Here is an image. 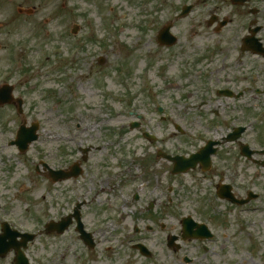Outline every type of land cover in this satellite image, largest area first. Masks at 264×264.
Listing matches in <instances>:
<instances>
[{"label": "rangeland", "instance_id": "374dc122", "mask_svg": "<svg viewBox=\"0 0 264 264\" xmlns=\"http://www.w3.org/2000/svg\"><path fill=\"white\" fill-rule=\"evenodd\" d=\"M161 1L165 6L156 19L142 11L147 2L151 12L155 0H0V82L14 86L24 112L20 117L16 108L0 107V217L15 220L17 230L21 225L24 231H42L85 201L81 217L88 228H105L111 237L117 232L118 238L133 235L160 260L166 237L179 236L182 217L191 216L213 231L210 252L226 255L229 264L236 258L264 264L247 235L259 233L264 250V223L238 234L231 213L217 217L225 225L211 221L202 214L207 212L206 196L194 187L196 173L173 177L167 174L168 164L155 157L157 149L186 151L192 112L187 110L185 64L214 40L192 37L187 19L174 20L185 0L176 5H171L176 0ZM19 8L32 12L20 15ZM167 24L174 27L178 42L161 47L156 35ZM208 116L201 126L213 118ZM23 122L26 127L38 122L39 131L37 141L19 154L5 144ZM132 124L138 127L131 129ZM79 150L88 153L77 179L55 184L46 179L39 161L65 170L79 164ZM256 159L264 163V155ZM245 168L236 166L242 174ZM248 176L244 181L262 194L253 205L264 210V167L252 166ZM149 202L155 205L148 211ZM254 219L264 222V212ZM153 221L163 229L146 232ZM133 227L139 229L137 235ZM100 242V248L110 247L106 253L98 248L91 253L97 260L91 264H102L107 257L117 264H145L115 240ZM190 250L200 252L195 244L184 249ZM30 251L41 264H80L90 258L72 229L60 237H37ZM10 263V258L0 260Z\"/></svg>", "mask_w": 264, "mask_h": 264}, {"label": "flooded vegetation", "instance_id": "af4514ba", "mask_svg": "<svg viewBox=\"0 0 264 264\" xmlns=\"http://www.w3.org/2000/svg\"><path fill=\"white\" fill-rule=\"evenodd\" d=\"M155 2L151 12H148L151 8L149 3H143L142 11L154 15L157 19L165 4L161 0ZM176 4H180L178 0L171 5ZM173 16L174 20H188L189 34L192 37H212L214 40H210L212 43L200 52L194 49V52L199 54L191 60L188 59L185 64L187 110L198 118L191 116L189 119L188 131L185 133L186 151L169 153L157 150L155 157L168 164L169 175H172V171L177 167L175 162L167 160L168 156L191 158L195 167L186 174L196 173L198 179L192 181H197L194 187L206 196L207 212L202 214L211 221L218 219L220 224L225 225L226 221L221 218H224L226 213H231L232 223L239 228L237 233L241 234L256 222L264 223L256 219L251 220L254 214L264 212L261 206L253 205L261 199L262 194L253 184L246 183L243 179L249 178L248 171L252 166L264 165L256 159L264 155V0H185L174 11ZM173 28L171 24H167L157 34H161L165 29L172 32ZM10 107L16 108L15 105ZM208 115L213 118L210 117L211 120L201 126L200 121L209 118ZM182 133L178 134L183 135ZM79 153V164H83L87 161L88 150H79ZM241 164L246 166L243 174L236 170V166ZM181 175L185 174L172 176ZM254 175L257 177L258 173L254 172ZM153 204L155 205L154 202ZM141 210L145 212L143 208ZM219 216L221 218H217ZM155 223L153 221V226L149 225L145 230L150 233L163 229L162 225L157 226ZM1 226L0 221V229ZM9 228L13 229V224H9ZM74 230L76 232V228ZM85 231L90 235V243H85L77 232L76 237L89 257L91 253H97V248L102 253L108 251L109 246L106 250L100 248V240L106 244H112L115 240L120 248L133 250L145 264H229L226 255L209 252L204 241L184 242L175 236L177 239L170 242V236H167L164 243L165 252L158 254L162 257L159 260L154 252L141 255L134 250L137 243H145L140 239L134 240L133 235L118 238L117 232L111 237L110 230H102L96 226L85 228ZM133 233L137 235L139 229L133 227ZM106 234L108 237H105ZM258 234L253 231V234L247 235L251 236L249 243L258 251L259 260L262 261L264 250L257 238ZM98 235L101 238H98ZM189 244L197 245L198 250L200 246L203 252L190 250L186 253L184 249ZM31 247L32 245H29L24 251L26 260L29 264H41L30 255L33 253L30 251ZM36 256L41 257L40 254ZM6 258H10V264H16L14 250H10L3 259ZM236 260L234 264H244L242 259ZM96 261L94 256L86 262L81 261L80 264ZM102 264L117 263L115 258L107 257Z\"/></svg>", "mask_w": 264, "mask_h": 264}, {"label": "water", "instance_id": "95a60500", "mask_svg": "<svg viewBox=\"0 0 264 264\" xmlns=\"http://www.w3.org/2000/svg\"><path fill=\"white\" fill-rule=\"evenodd\" d=\"M35 139V138H34ZM54 176H55V179H57L58 180V178H57V174H54ZM54 181H56V180H54ZM59 225H61V228L60 229H62V227H65L66 225H67V222H65V223H60V224H56V225H49L47 228L49 229V230H57L58 231V229H59ZM60 229H59V231H60Z\"/></svg>", "mask_w": 264, "mask_h": 264}]
</instances>
